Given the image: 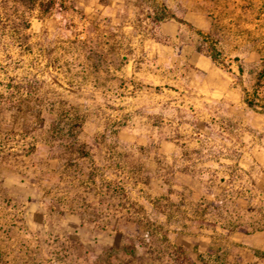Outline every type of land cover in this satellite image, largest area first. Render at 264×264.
<instances>
[{"label":"rangeland","instance_id":"obj_1","mask_svg":"<svg viewBox=\"0 0 264 264\" xmlns=\"http://www.w3.org/2000/svg\"><path fill=\"white\" fill-rule=\"evenodd\" d=\"M45 2L0 0V201L7 212L17 204L24 216L47 215L50 229L62 231L72 203L87 202V214L102 220L86 230L108 232L133 228L115 218L110 224L111 205L134 212L141 209L134 202L146 200L187 234L207 227L212 196L205 185L223 177L159 174V141L182 140L194 128L182 125L184 112L165 107L181 84L174 67L159 71L143 47L159 38L157 14L98 8L107 0ZM248 102L262 105L264 99L253 91ZM151 225L161 224L137 220L135 232H150ZM184 242L195 260L184 254L182 264L228 263L220 254L201 256L191 237ZM178 252L172 248L170 257Z\"/></svg>","mask_w":264,"mask_h":264},{"label":"crops","instance_id":"obj_2","mask_svg":"<svg viewBox=\"0 0 264 264\" xmlns=\"http://www.w3.org/2000/svg\"><path fill=\"white\" fill-rule=\"evenodd\" d=\"M109 7H141L157 14L159 38L147 39L143 47L156 58L159 71L174 67L181 84L177 99L166 101L165 107L174 105L184 112L182 125L194 128L182 140L159 141V174L222 176L205 185L212 196L207 201L212 210L205 218L210 224L190 235L165 212L152 210L151 201L137 200L133 205L140 211L125 212L124 207L119 213L117 204L110 206L111 225L115 218L133 228L86 230V224L101 221L102 215H88L85 202L72 203L74 210L70 205L62 218L66 229L54 231L47 215L24 216L17 204L11 214L0 201V264H182L184 254L194 259L184 242L190 237L201 256L220 254L228 260L224 264H264V110L247 103L258 73L264 71V0H145L142 5L136 0H107L98 5ZM210 47L219 53L218 62L211 58ZM182 142L189 145L188 152ZM91 197L97 212L99 202ZM197 217L192 214L194 220ZM137 220L161 225L135 232ZM172 248L181 251L175 258L170 257Z\"/></svg>","mask_w":264,"mask_h":264},{"label":"trees","instance_id":"obj_3","mask_svg":"<svg viewBox=\"0 0 264 264\" xmlns=\"http://www.w3.org/2000/svg\"><path fill=\"white\" fill-rule=\"evenodd\" d=\"M46 3V5L48 6V7H51V5H52V0H47V2H45ZM209 54H210V56H211V58L214 60V61H219L218 59V55H219V53L217 52V50L214 48V47H210L209 48ZM264 77V71H260L259 73H258V80H257V85L259 84V82H260V80L262 79ZM256 85V86H257ZM256 88V87H255ZM247 103L248 104H250V105H252V104H256V105H258L256 102H248L247 101ZM260 108L261 109H264V104H262V105H260Z\"/></svg>","mask_w":264,"mask_h":264},{"label":"built area","instance_id":"obj_4","mask_svg":"<svg viewBox=\"0 0 264 264\" xmlns=\"http://www.w3.org/2000/svg\"><path fill=\"white\" fill-rule=\"evenodd\" d=\"M254 95L257 99H264V77L260 80L259 84L256 86L254 90Z\"/></svg>","mask_w":264,"mask_h":264}]
</instances>
